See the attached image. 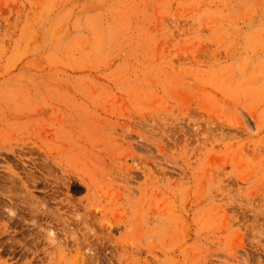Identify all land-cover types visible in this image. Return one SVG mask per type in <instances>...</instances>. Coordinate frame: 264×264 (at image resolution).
<instances>
[{
    "label": "rangeland",
    "instance_id": "obj_1",
    "mask_svg": "<svg viewBox=\"0 0 264 264\" xmlns=\"http://www.w3.org/2000/svg\"><path fill=\"white\" fill-rule=\"evenodd\" d=\"M0 264H264V0H0Z\"/></svg>",
    "mask_w": 264,
    "mask_h": 264
}]
</instances>
